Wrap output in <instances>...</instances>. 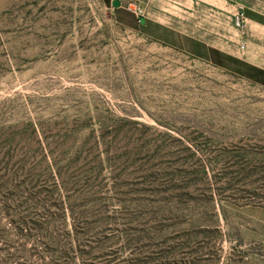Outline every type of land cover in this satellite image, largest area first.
I'll return each mask as SVG.
<instances>
[{"label": "rangeland", "instance_id": "rangeland-1", "mask_svg": "<svg viewBox=\"0 0 264 264\" xmlns=\"http://www.w3.org/2000/svg\"><path fill=\"white\" fill-rule=\"evenodd\" d=\"M111 1L0 0V264H52L43 230L4 258L21 186L50 189L68 228L71 190H101L83 264H264L240 213L264 206V86L247 76L264 0Z\"/></svg>", "mask_w": 264, "mask_h": 264}, {"label": "trees", "instance_id": "trees-1", "mask_svg": "<svg viewBox=\"0 0 264 264\" xmlns=\"http://www.w3.org/2000/svg\"><path fill=\"white\" fill-rule=\"evenodd\" d=\"M247 14L249 15V12ZM252 69L256 73V76H253L254 80H256L258 79L257 74L262 73V71L256 68ZM6 175L8 176V174L1 173L0 177H5ZM45 191L46 193L41 197V193ZM49 192L50 189L40 187L35 190H24L22 186L21 188H12L11 192H8V190L4 191L7 196L11 194H20V199L17 201L11 200V204L4 201V204H2L5 212H10L14 216L13 222L16 223L12 228L16 240L11 242L13 250L12 252H6L4 255L5 260L12 256V254L17 258L26 257L27 254L24 249V242L30 238L31 231L43 230L48 235L45 239L44 248H46L45 250H50L52 264H83L82 259L85 252H87L82 246L83 235L91 231L94 225L101 224L106 219L105 213L108 211L105 206L100 204V199L102 198L101 190L96 188L93 189L92 187L73 188L71 190L70 196L78 198V208H76L77 216H75L71 205L68 204L71 218L69 228L65 220L66 214L64 206L62 204H56L55 202V204L53 203L52 212H50L49 206L51 203L48 202V200H43V198L47 199V194ZM52 193H54L53 190ZM136 203L141 202L138 201ZM24 211L25 213H22ZM54 223L60 224L59 229L56 228L54 233L47 232L48 229H54ZM2 231L0 230V239L6 242L8 241L7 233ZM71 236L73 239H68ZM48 245H51L52 248L49 249ZM172 263L177 264L174 260Z\"/></svg>", "mask_w": 264, "mask_h": 264}, {"label": "crops", "instance_id": "crops-1", "mask_svg": "<svg viewBox=\"0 0 264 264\" xmlns=\"http://www.w3.org/2000/svg\"><path fill=\"white\" fill-rule=\"evenodd\" d=\"M248 67L256 68L259 71H262L260 74H264V64H255L253 62L248 63ZM253 70V69H252ZM248 78L264 86V79L254 80L253 76L247 75ZM240 213L243 217L247 218L251 223H255L259 227L264 228V206L260 205H245L241 208Z\"/></svg>", "mask_w": 264, "mask_h": 264}, {"label": "water", "instance_id": "water-1", "mask_svg": "<svg viewBox=\"0 0 264 264\" xmlns=\"http://www.w3.org/2000/svg\"><path fill=\"white\" fill-rule=\"evenodd\" d=\"M111 5L113 7H118L120 5V0H112ZM140 21L141 23H144V18L142 16H140Z\"/></svg>", "mask_w": 264, "mask_h": 264}]
</instances>
